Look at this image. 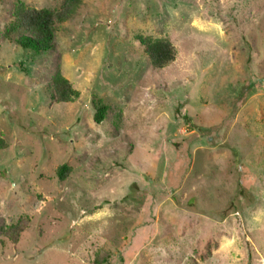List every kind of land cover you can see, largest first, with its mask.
<instances>
[{
	"label": "rangeland",
	"instance_id": "1",
	"mask_svg": "<svg viewBox=\"0 0 264 264\" xmlns=\"http://www.w3.org/2000/svg\"><path fill=\"white\" fill-rule=\"evenodd\" d=\"M15 1L0 0V264H264V0H81L43 53L4 37ZM138 34L175 59L152 67Z\"/></svg>",
	"mask_w": 264,
	"mask_h": 264
},
{
	"label": "trees",
	"instance_id": "2",
	"mask_svg": "<svg viewBox=\"0 0 264 264\" xmlns=\"http://www.w3.org/2000/svg\"><path fill=\"white\" fill-rule=\"evenodd\" d=\"M81 0H61L57 7H34L22 0H16L13 5L12 18L3 27L4 37L11 43L34 53H43L54 47V36L57 25L70 19L81 4ZM137 39L143 46V52L148 57L152 67L161 69L175 59L176 49L168 38L152 37L138 34ZM52 95L57 102L72 101L79 91L72 87L68 79L55 72L51 81ZM95 122H101L108 110V105L102 100H95ZM6 142L0 137V149ZM69 171L67 164L57 168V175L63 179ZM28 217L25 215L2 228L3 234L12 242H16L25 229ZM99 260V259H98Z\"/></svg>",
	"mask_w": 264,
	"mask_h": 264
}]
</instances>
